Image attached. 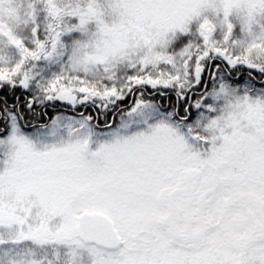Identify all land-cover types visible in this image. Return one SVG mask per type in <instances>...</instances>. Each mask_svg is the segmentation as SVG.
Segmentation results:
<instances>
[{
    "label": "snow or ice",
    "instance_id": "obj_1",
    "mask_svg": "<svg viewBox=\"0 0 264 264\" xmlns=\"http://www.w3.org/2000/svg\"><path fill=\"white\" fill-rule=\"evenodd\" d=\"M0 264H264V0H0Z\"/></svg>",
    "mask_w": 264,
    "mask_h": 264
}]
</instances>
